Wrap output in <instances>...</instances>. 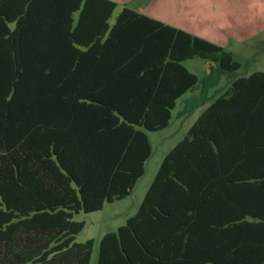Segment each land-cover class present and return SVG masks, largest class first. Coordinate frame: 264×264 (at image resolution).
I'll use <instances>...</instances> for the list:
<instances>
[{
	"label": "trees",
	"instance_id": "16d2710c",
	"mask_svg": "<svg viewBox=\"0 0 264 264\" xmlns=\"http://www.w3.org/2000/svg\"><path fill=\"white\" fill-rule=\"evenodd\" d=\"M114 0H0V264H91L81 213L132 194L148 131L210 105L98 264H264V71ZM212 60L202 79L184 61ZM247 61L246 65H251ZM222 77L230 87L209 95Z\"/></svg>",
	"mask_w": 264,
	"mask_h": 264
},
{
	"label": "rangeland",
	"instance_id": "374dc122",
	"mask_svg": "<svg viewBox=\"0 0 264 264\" xmlns=\"http://www.w3.org/2000/svg\"><path fill=\"white\" fill-rule=\"evenodd\" d=\"M156 1L154 13L158 18L233 52L235 57L243 63L240 72L248 69L264 70V0ZM128 2L131 7H136L134 4L144 6L148 0H129ZM121 7L118 6L115 14L121 10ZM113 21L114 18L111 22ZM251 60V65L247 66L246 62ZM183 63L202 79L208 74L212 60L194 57ZM190 93L178 100L176 107L172 110V119L167 128L148 131L153 153L146 163V172L138 181L133 193L122 200L106 203L102 210L76 216V219L86 222L83 231L77 235V241L82 242L93 238L98 242L103 233L116 231L126 223L127 218L135 214L163 158L184 137L201 112L198 108L189 115H180ZM98 255L99 243L93 250L91 264H98Z\"/></svg>",
	"mask_w": 264,
	"mask_h": 264
},
{
	"label": "crops",
	"instance_id": "0c3cea01",
	"mask_svg": "<svg viewBox=\"0 0 264 264\" xmlns=\"http://www.w3.org/2000/svg\"><path fill=\"white\" fill-rule=\"evenodd\" d=\"M114 1H116L117 3H118V6H129L130 8H132V9H134L135 11H137V12H139L140 14H143V15H146V16H148V17H150V18H154V19H157V20H159V21H162L160 18H158V16L154 13V11H155V9H154V7H155V4L157 3V1L156 0H148V2H147V4L146 5H144V6H140L139 4H134V6H136V7H131L130 5H129V0H114ZM121 7V8H122ZM117 10V9H116ZM116 10L114 11V13H113V16L111 17V19H110V24H111V26H113L114 24H115V22H116V17H117V15L119 14V12L117 13V14H115L116 13ZM114 18V21L113 22H111V20ZM163 22V21H162ZM163 23H166V22H163ZM166 24H168V23H166ZM169 25H171V24H169ZM171 26H173V25H171ZM175 27V26H174ZM178 28V27H177ZM181 29V28H180ZM184 30V29H183ZM186 31V30H185ZM188 32V31H187ZM191 33V32H190ZM257 71H264V70H257ZM252 72H255V71H251V69H248V70H246L245 72L243 71V72H239V75L240 76H242V75H245V76H249ZM224 78V79H223ZM229 87H230V82H229V79L227 78V77H222L221 79H220V82H219V84L216 86V87H213V88H211L210 90H209V95H217V96H221L225 91H227L228 89H229ZM191 92V93H190ZM187 93H190L189 95H188V97L186 98V100H185V103H186V101H187V99L188 98H190V97H192V96H194V95H196V94H198V91H188ZM187 93H185V94H187ZM184 94V95H185ZM183 95V96H184ZM182 96V97H183ZM180 99V98H179ZM178 99V100H179ZM178 100H177V102H178ZM177 105V104H176ZM210 105V102H208L206 105H204V106H200V107H198V108H200L201 109V112L199 113V115L208 107ZM184 106H185V104H184ZM184 108V107H183ZM198 108H196L194 111H196ZM183 110V109H182ZM193 111V112H194ZM193 112H191V113H193ZM190 113V114H191ZM189 115V114H188ZM198 115V116H199ZM198 116H197V118H198ZM197 118H196V120H197ZM195 120V121H196ZM194 121V122H195ZM193 122V123H194ZM192 123V124H193ZM191 127V126H190ZM189 127V128H190ZM167 128V127H166ZM188 128V129H189ZM165 129V128H164ZM188 131V130H187ZM148 133V132H147ZM149 136V135H148ZM178 143V142H177ZM176 143V144H177ZM175 144V145H176ZM174 147V146H173ZM172 149V148H171ZM149 160V159H148ZM143 177V176H142ZM141 177V178H142ZM140 180V179H139ZM138 180V181H139ZM138 183V182H137ZM137 185V184H136ZM136 187V186H135ZM135 189V188H134ZM134 191V190H133ZM133 193V192H132ZM122 200V199H121ZM118 201V200H117ZM142 202V201H141ZM141 202H140V204H141ZM110 203V202H109ZM140 204L137 206V209H136V211H135V213L137 212V210H138V208H139V206H140ZM105 206V205H104ZM103 208H105V207H103ZM102 210V209H101ZM99 211V210H98ZM96 212V211H95ZM92 213V212H91ZM128 219V218H127ZM111 231H114V230H111ZM108 232H110V231H108ZM107 232H105V233H103L101 236H100V238H99V241L97 242V240L96 239H94V241H95V245H94V248L96 247V244H98V243H100V240H101V238L106 234Z\"/></svg>",
	"mask_w": 264,
	"mask_h": 264
}]
</instances>
